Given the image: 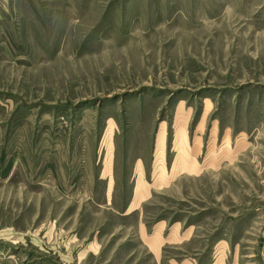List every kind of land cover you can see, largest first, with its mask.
Returning <instances> with one entry per match:
<instances>
[{
    "label": "rangeland",
    "instance_id": "obj_1",
    "mask_svg": "<svg viewBox=\"0 0 264 264\" xmlns=\"http://www.w3.org/2000/svg\"><path fill=\"white\" fill-rule=\"evenodd\" d=\"M0 264H264V0H0Z\"/></svg>",
    "mask_w": 264,
    "mask_h": 264
}]
</instances>
